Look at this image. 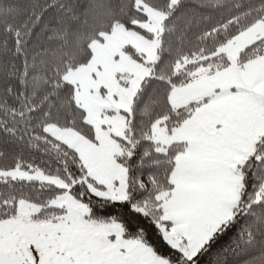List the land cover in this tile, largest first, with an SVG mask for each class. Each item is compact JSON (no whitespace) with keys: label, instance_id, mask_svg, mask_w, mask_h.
Listing matches in <instances>:
<instances>
[{"label":"snow or ice","instance_id":"1","mask_svg":"<svg viewBox=\"0 0 264 264\" xmlns=\"http://www.w3.org/2000/svg\"><path fill=\"white\" fill-rule=\"evenodd\" d=\"M0 264H264V0H0Z\"/></svg>","mask_w":264,"mask_h":264},{"label":"trees","instance_id":"2","mask_svg":"<svg viewBox=\"0 0 264 264\" xmlns=\"http://www.w3.org/2000/svg\"><path fill=\"white\" fill-rule=\"evenodd\" d=\"M205 259H208V257H205Z\"/></svg>","mask_w":264,"mask_h":264}]
</instances>
